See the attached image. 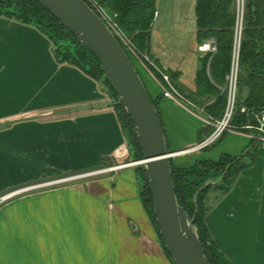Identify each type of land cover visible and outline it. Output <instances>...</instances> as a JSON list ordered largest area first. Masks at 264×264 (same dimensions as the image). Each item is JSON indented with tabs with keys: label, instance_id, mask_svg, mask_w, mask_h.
Masks as SVG:
<instances>
[{
	"label": "crops",
	"instance_id": "1",
	"mask_svg": "<svg viewBox=\"0 0 264 264\" xmlns=\"http://www.w3.org/2000/svg\"><path fill=\"white\" fill-rule=\"evenodd\" d=\"M151 57L180 73L186 87L180 66L153 34ZM138 72L153 99L163 94L146 65ZM159 111L174 150L196 147L173 158L179 167L240 156L258 140L229 128L215 142L199 143V131L212 125L204 113L178 97H163ZM128 152L100 83L59 63L37 29L0 17V197L112 168L0 205V264H174L139 196L134 166L122 162ZM207 222L222 264H264V143Z\"/></svg>",
	"mask_w": 264,
	"mask_h": 264
},
{
	"label": "trees",
	"instance_id": "2",
	"mask_svg": "<svg viewBox=\"0 0 264 264\" xmlns=\"http://www.w3.org/2000/svg\"><path fill=\"white\" fill-rule=\"evenodd\" d=\"M84 1L94 11L101 10L108 15L117 25L119 32L131 42L139 59L143 60L145 56H148L153 60L151 34L157 12V0ZM0 17L33 27L43 33L51 41L59 63L76 67L97 82L104 78L103 81L109 86V88L104 86V89L109 90L117 100L119 99L112 83L102 72L96 56L79 43L77 37L41 4L34 0H0ZM196 24L199 46L213 40L217 46V52L203 55L200 59L201 67L197 72L194 91H188L180 84V73L168 70L167 74L171 78L172 85L179 93L184 94L182 100L189 103V106L204 108V114L211 124L222 121L229 105L230 77L235 64V52L240 34L236 96L230 125L235 131L250 133L246 126L256 125V114L264 111V0H243L242 12L240 0H196ZM116 38L121 43L118 36ZM68 40L74 48L69 49L61 44ZM123 48L135 66L132 54L124 46ZM154 62L162 69L157 61L154 60ZM136 70L138 72L137 68ZM152 71L157 79H161L157 71L153 68ZM163 97L164 94H161L153 102L164 129L168 149L173 151L169 148L164 122L159 111V102ZM116 107L118 112H115L127 145L131 150L132 147L137 149L138 161L143 160L144 155L135 134L134 123L122 107L118 104ZM243 108L246 109L245 113L242 112ZM214 130L212 125L202 128L198 134L199 143L209 138ZM131 139L132 145H130ZM261 143L259 140H253L250 148L240 156L224 154L218 161H197L186 167H177L174 159L170 160L178 204L193 221L210 264H220V262L213 249L207 244L209 238L215 246L219 247L207 223V216L217 204L209 203V195L213 190L220 191L218 202L228 194L236 185L240 174L253 164L256 150ZM141 171L144 185L139 196L165 250V244L156 223L149 177L146 168ZM220 178V183H212ZM166 254L168 255L167 252ZM168 257L174 263L169 255Z\"/></svg>",
	"mask_w": 264,
	"mask_h": 264
},
{
	"label": "water",
	"instance_id": "3",
	"mask_svg": "<svg viewBox=\"0 0 264 264\" xmlns=\"http://www.w3.org/2000/svg\"><path fill=\"white\" fill-rule=\"evenodd\" d=\"M34 1L46 8L96 56L102 72L119 96L118 105L134 123L144 158L133 164L146 168L156 223L168 255L175 264H210L193 221L178 204L170 163L174 157L196 147L180 151L168 149L156 106L130 57L84 0Z\"/></svg>",
	"mask_w": 264,
	"mask_h": 264
},
{
	"label": "rangeland",
	"instance_id": "4",
	"mask_svg": "<svg viewBox=\"0 0 264 264\" xmlns=\"http://www.w3.org/2000/svg\"><path fill=\"white\" fill-rule=\"evenodd\" d=\"M240 8L242 12L243 0H240ZM156 10L159 16L158 19L155 20L152 28L154 41L160 42V44L162 45V47H164L168 55L172 56L173 62H175L180 66L183 76L182 81L185 84L186 89L188 91H190V89L194 90L196 86L197 72L201 67L200 59L203 57V54L199 51V42L197 38L196 0H157ZM61 44L69 49L74 48V45L70 42V40H68L67 42H62ZM238 45H239V41L237 43V46ZM132 58L136 68L141 69L143 62L140 61L138 58L136 59L134 56H132ZM103 79L104 78H102V80L99 81V83L101 87H103L105 99L109 103V107L112 108L114 111L118 112L116 104H118L119 99L117 100V98H115L114 95L109 90L104 89V86H107L108 88L109 86L106 82L103 81ZM151 88L153 92V86ZM169 89L176 95L181 94L174 87L173 88L169 87ZM180 96H181L180 99L184 98L183 97L184 94H181ZM183 103L188 109H190L191 111L197 114H200V112L202 114L204 113V108H192L184 101ZM229 127L231 128L230 124ZM130 142H131L130 145H132L133 144L132 139L130 140ZM128 147L130 151L122 160V162L134 166L139 181V192L142 193V187L144 185V182L142 180L143 173L141 169H145V166L141 164H133V162L139 160L138 158L139 154L137 153V149L135 147L134 148L132 147V150L130 149V146ZM169 148L174 150L171 146H169ZM177 167H179V165ZM221 178L215 179L214 181L212 180L213 181L212 183H220ZM220 195H221L220 191L213 190L209 195V199H208L209 203L211 205L218 203L217 199L220 197ZM207 220H208V216H207ZM207 244L210 248L213 249L214 253L216 254V257L219 258L220 264H222L221 262L222 258H220L221 257L220 254L222 252L219 249V247L215 246L213 244V241L209 238L207 240Z\"/></svg>",
	"mask_w": 264,
	"mask_h": 264
},
{
	"label": "built area",
	"instance_id": "5",
	"mask_svg": "<svg viewBox=\"0 0 264 264\" xmlns=\"http://www.w3.org/2000/svg\"><path fill=\"white\" fill-rule=\"evenodd\" d=\"M96 13L106 23V25L109 27V29L116 36H118L119 40L123 44V45L122 44L121 45L124 46L127 49V51H129L132 54V56H134L136 59L137 58L139 59V57L134 52V49H133L131 42L119 32L117 25L112 22V20L108 17V15H106L101 10H97ZM155 16H158V12H156ZM237 49H238V52H237ZM199 51L203 55L215 54L217 52V46L213 40H210V41L206 42L205 44L199 46ZM238 56H239V45L236 48L235 64H234V68L232 70V74L230 77L228 110H227L222 121L217 122L216 124H212V125H215L216 129L205 144H211V143L215 142L216 140H218L222 136L223 133H225L230 128L229 124H230V121L232 118L234 105H235L237 74H238ZM139 60L142 61L144 65H146L147 69H149L154 76H155V73L152 71V68L160 74L161 79H157L156 76H155V78L161 84V86L163 88L164 97H167V98H175L178 96H179L178 98L181 97L179 94H177L178 95L177 96L176 94H174L169 89V87L173 88V85H172V81H171L170 76L167 74V71H168L167 69H164V68L161 69V68L157 67L155 62L153 60H151L148 56H145L143 60H141V59H139ZM242 112L245 113L246 109L243 108ZM256 120H257L256 125H248V126H246V129L251 131L250 133H251L252 138L258 139L260 142L264 143V111L256 114ZM111 170H112V168L95 170V171H91V172L84 173L81 175H76V176H72V177H68L65 179L56 180V181H52V182H48V183L32 185V186L24 187V188L15 190V191H11V192L4 194L0 197V205H2L3 203H5V202L17 197V196L23 195L25 193H28V192H31V191H34L37 189H42V188H46L49 186H54V185H58L60 183H66V182H70V181H74V180H78V179H82V178L102 175V174L110 172Z\"/></svg>",
	"mask_w": 264,
	"mask_h": 264
}]
</instances>
